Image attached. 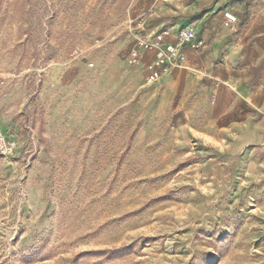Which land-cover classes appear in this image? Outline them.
<instances>
[{
    "label": "rangeland",
    "instance_id": "374dc122",
    "mask_svg": "<svg viewBox=\"0 0 264 264\" xmlns=\"http://www.w3.org/2000/svg\"><path fill=\"white\" fill-rule=\"evenodd\" d=\"M136 3L0 0V264H264V118L159 120Z\"/></svg>",
    "mask_w": 264,
    "mask_h": 264
},
{
    "label": "crops",
    "instance_id": "0c3cea01",
    "mask_svg": "<svg viewBox=\"0 0 264 264\" xmlns=\"http://www.w3.org/2000/svg\"><path fill=\"white\" fill-rule=\"evenodd\" d=\"M146 33L192 27L202 47L153 85L159 120L178 136L261 139L264 118V0H137ZM237 17L225 26L223 14ZM143 17V19H142ZM152 60L154 54L147 55ZM253 135L257 137L250 140ZM250 142V143H249Z\"/></svg>",
    "mask_w": 264,
    "mask_h": 264
},
{
    "label": "built area",
    "instance_id": "2783aa9c",
    "mask_svg": "<svg viewBox=\"0 0 264 264\" xmlns=\"http://www.w3.org/2000/svg\"><path fill=\"white\" fill-rule=\"evenodd\" d=\"M225 26L232 27L237 23V17L227 11L223 14ZM143 19V17H142ZM142 21V20H141ZM166 32L153 33L143 35L137 42V50L131 53V63H136L140 58V51L143 53H153L152 60L147 66L146 82L153 86L168 73L171 69L179 67L185 59L184 48L189 47L193 50H199L202 47V42L196 38L195 31L192 27L180 29L175 34V42L167 44Z\"/></svg>",
    "mask_w": 264,
    "mask_h": 264
}]
</instances>
